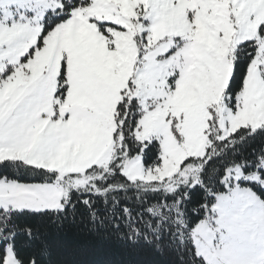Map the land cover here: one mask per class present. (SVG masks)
Wrapping results in <instances>:
<instances>
[{"label":"rangeland","instance_id":"rangeland-1","mask_svg":"<svg viewBox=\"0 0 264 264\" xmlns=\"http://www.w3.org/2000/svg\"><path fill=\"white\" fill-rule=\"evenodd\" d=\"M71 1L0 0V161L58 176L29 184L0 179V211L62 210L65 178L76 176L77 185L87 170L108 167L122 144L115 115L123 96L142 111L136 140L160 145L159 166L145 168L142 152L126 161L121 172L132 183L164 181L186 159H203L210 126L224 140L264 125V0L66 7ZM245 42H254L255 55L242 90L231 94ZM224 182L211 215L192 231L196 254L206 264H264V203L242 184L264 188V176L235 165ZM0 264H19L10 245Z\"/></svg>","mask_w":264,"mask_h":264},{"label":"trees","instance_id":"trees-1","mask_svg":"<svg viewBox=\"0 0 264 264\" xmlns=\"http://www.w3.org/2000/svg\"><path fill=\"white\" fill-rule=\"evenodd\" d=\"M87 3L72 0L66 7ZM255 51L254 42L238 47L228 86L231 94L242 90ZM65 89L61 84L60 96ZM141 117L136 100L123 96L115 115L122 148L108 167L87 170L77 185L76 176L63 180L62 210L0 211V260L10 245L19 264H206L196 254L192 231L211 215L216 196L226 191L230 167L240 165L245 175L264 176V125L256 131L239 129L224 140H218L219 131L210 126L203 159H186L178 173L164 181L132 183L121 172L131 156L142 152L145 168L161 163L157 140L141 144L135 138ZM57 177L22 162L0 161V179L29 184ZM242 184L264 203V188Z\"/></svg>","mask_w":264,"mask_h":264}]
</instances>
